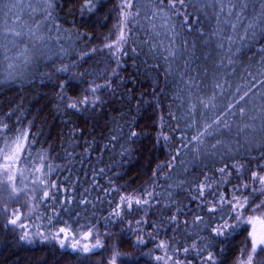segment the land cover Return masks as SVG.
Wrapping results in <instances>:
<instances>
[{"label":"trees","instance_id":"trees-1","mask_svg":"<svg viewBox=\"0 0 264 264\" xmlns=\"http://www.w3.org/2000/svg\"><path fill=\"white\" fill-rule=\"evenodd\" d=\"M243 2L229 16V0H52L38 30L12 10L22 34L0 55V157L25 140L19 190L0 179V264H234L252 226L214 230L264 201L252 177L264 175V20L260 0ZM61 228L100 246L73 249Z\"/></svg>","mask_w":264,"mask_h":264},{"label":"snow or ice","instance_id":"snow-or-ice-1","mask_svg":"<svg viewBox=\"0 0 264 264\" xmlns=\"http://www.w3.org/2000/svg\"><path fill=\"white\" fill-rule=\"evenodd\" d=\"M164 2V0H159V4L162 5ZM214 2L219 3V0H214ZM169 3L171 5V7L175 8L176 6V0H169ZM180 4H184V0H179ZM0 4H4L5 5V10L0 11V55L3 56V59L7 60L9 59V57L7 56V52L10 50L9 49V44L12 47H16V43H15V38L16 37H20L21 36V32L17 31L15 29V27H9L8 26V20L7 17L9 16L10 13H12V10L14 8H20L22 11H27V14L30 18L33 19V23L35 24L36 29L38 30L41 27L42 24V19H48L49 17H51V7H52V0H0ZM229 10H228V15L231 16L233 15V8H236L237 4L240 7V11L242 12L245 8H247V4L243 2V0H236V4H232V0H229ZM260 6H261V13H260V19L264 20V0H260ZM125 7L128 9L132 8V3L131 0H127V3L125 4ZM160 12H163V9H159ZM221 12L224 11L223 7H221L220 9ZM38 14H42V19L41 20H37L35 19V17ZM136 15H139V12L137 11L135 13ZM122 15L125 19V21L133 15V13L131 11L128 12H122ZM153 16L157 15L156 11H153L152 13ZM237 19L239 20L241 17L239 16V14L237 13ZM185 19H187V17H185ZM15 20H20V16L16 15L15 16ZM155 24H153V28H155ZM231 27L233 29L236 28L235 24H232ZM254 28L253 24H249L247 26V28L245 29V31L247 32L248 30H251ZM253 36L255 35V32L253 31ZM30 35L33 37H36V32L35 31H31L30 30ZM213 35H216V33L214 32ZM9 37H12V39H9ZM37 39H43V37H37ZM121 40L124 39L123 33H121ZM228 39L231 41L232 37H228ZM241 39H243V37H241ZM234 42V41H233ZM109 47H111V45H108ZM220 47H223V44L220 45ZM168 55L169 56H175L176 53L173 52L171 49L168 50ZM165 59H167V57H165ZM30 59L28 57H25V64L30 63ZM13 65L9 64V68H12ZM220 85H217V87H219ZM92 91H95V89H92ZM248 95V92H244V94L240 97L241 100L244 99V97H246ZM81 103H87V97L84 98V100L81 101ZM201 103L203 104L204 102L201 101ZM70 107L75 108L76 104L72 103L69 105ZM205 107H207V104L204 105ZM193 108H195V106H192ZM240 113L242 115L245 114V110L244 108H240ZM251 119L255 120L256 117H251ZM208 127H211V125H208ZM225 127H227V125H225ZM244 128H249L252 129L253 132L256 131V129L254 128L253 125L251 124H245ZM244 128H241L240 131H243ZM262 131H264V129H262ZM209 135H211V133H208ZM132 136L137 135L135 132L131 133ZM203 136V133H200L197 136H194L193 139L194 140H198L201 143H203L201 137ZM165 139H168V137H164ZM19 139L17 140V147L14 151H12L11 153H5V160L8 161H15L17 159V154L18 152L21 150V145L19 144ZM220 141H217V144H219ZM213 148L216 147V145H212ZM11 168V165H5L4 167V172L8 173L9 170ZM264 170V169H262ZM221 172L224 171V169H220ZM252 177L254 180H256L258 178L259 183L261 185H264V175H260L257 176V173H253ZM7 180L8 181H13L14 177L9 174L7 176ZM41 183H43V181H41ZM53 187H55V185H53ZM204 185H201V187L198 189L199 195L203 196L204 195ZM245 187H247V185H245ZM16 188L13 186L12 187V192L16 193ZM253 191H259L261 193H264V187L259 188V189H254ZM49 195L48 192H44V196L47 197ZM149 195H151V193H149ZM124 199V198H122ZM137 204L141 203V201L137 200L136 201ZM144 203H147V200L144 201ZM248 203L247 198H245V200L243 202H240L238 199L236 200V203L233 204V208L235 209L237 206H239L240 208H243L246 204ZM252 212L256 213L259 212L260 215H250L247 216L246 219L241 220L240 214H237L235 217H233V219H235L236 221H238L239 223L237 224H233V225H229L227 221H224L223 224L219 225L214 231L216 232L217 235H224V231L228 228V227H239L240 224H248L252 226V231L249 233V237H250V242H251V251L249 253H247V261L246 264H253L254 258L258 255L259 252H264V227H262L260 230H257V222H259L261 225H264V201L261 202V204L259 205H255L254 208H252ZM17 219H19V217L17 216L16 219H12L9 221V223L11 224H16ZM173 219H175V217H173ZM60 233H66L67 229L61 228L59 230ZM25 236H22L21 239H25ZM59 235V233H58ZM88 235H91V232L88 233ZM79 242L77 241L76 243L72 244L71 247L73 249H75L77 247V244ZM100 246V241L97 240L96 244L93 245V248L99 247ZM164 245L162 244L161 247H163ZM61 247H63V242H61ZM84 252H89L92 249H90L87 245L83 246L82 249ZM185 252L188 251V249H184ZM158 260L163 259V257H157ZM208 261H212L213 257L211 256V254H209V256L207 257ZM176 264H180L179 261H176Z\"/></svg>","mask_w":264,"mask_h":264},{"label":"rangeland","instance_id":"rangeland-1","mask_svg":"<svg viewBox=\"0 0 264 264\" xmlns=\"http://www.w3.org/2000/svg\"><path fill=\"white\" fill-rule=\"evenodd\" d=\"M24 140H25V137H22L21 139H19V144L21 145V150H22V148L24 146ZM16 147H17V141H15V143L12 146V148L9 149V152L8 153H11L12 151H14L16 149ZM21 150L17 154V159H18V156H19ZM4 157H5V153L0 157V179H2L3 181H5L6 187L9 190H10V187L12 188L13 186L17 190V187L15 186L16 184H14L15 178L18 175V172H19V169H18V166H17V159L15 161H8V160H5ZM8 164L11 165V168H10V170H9L8 173H5L4 172V167H5V165H8ZM9 174H11L14 177V180L13 181H8L7 180V176ZM35 176H36L35 179L37 181L41 182L42 179L44 181V178L42 177L41 173L40 174H37L36 173ZM19 208H20V205H16V211H17V213L16 212L14 213L15 217L13 219H16L17 216L20 217V215H21L20 213L21 212H20ZM256 227H257V230H260L262 228L259 223H257ZM84 237H86V236H84ZM58 239L60 241L66 240V241H69L70 243H72V242L73 243H76L78 241L79 243L77 244V247L83 248V246L87 245L90 249H93V245H95L96 244V241H97V240L89 241L87 237L86 238L79 239V240H74L73 235L71 233H69V231H67L66 233H60V235L58 236ZM250 251H251V242H250V245L246 249H244V251L241 253V255L236 259V261L234 262V264H246V261H247V253H249ZM263 254H264V252H259L258 255L254 258L253 264H255L256 259L259 257V255L261 256Z\"/></svg>","mask_w":264,"mask_h":264},{"label":"water","instance_id":"water-1","mask_svg":"<svg viewBox=\"0 0 264 264\" xmlns=\"http://www.w3.org/2000/svg\"><path fill=\"white\" fill-rule=\"evenodd\" d=\"M257 223H259V222H257ZM259 224H260V223H259ZM260 226H261V227H264V225H261V224H260Z\"/></svg>","mask_w":264,"mask_h":264}]
</instances>
